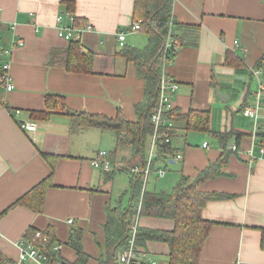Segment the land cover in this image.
I'll return each instance as SVG.
<instances>
[{"label": "crops", "instance_id": "crops-1", "mask_svg": "<svg viewBox=\"0 0 264 264\" xmlns=\"http://www.w3.org/2000/svg\"><path fill=\"white\" fill-rule=\"evenodd\" d=\"M64 1L74 2L71 14L79 24L92 25L80 39L83 51L92 53L91 73L70 71L63 65L69 43L57 35L56 17L66 11ZM133 3L0 0V62L9 64L12 84L10 90L4 84L0 86V261L4 264L16 261L18 242L26 239L29 229L51 231L55 242L61 244L60 257L69 263L76 258L66 244L71 227L81 230L82 249L89 257L86 264H98L104 254L106 209L116 205L112 204L115 172L123 170H115L106 179L90 161L99 150L115 149L117 161L128 159L130 148L116 147L109 129L78 125L73 113L113 118L119 110L126 119H135L133 107L142 99L144 81L133 64L119 55L122 47L117 40L118 32L124 31L125 45H143L138 36L141 30L130 28ZM172 17L176 49L165 64V73L178 82L172 99L174 108L182 113L190 108L210 111L211 104L219 99L214 87L226 93L227 101L234 100L231 114L252 107L256 81L250 68L264 57V0H173ZM63 22L69 23L68 16H63ZM228 56L240 64H226ZM48 94L59 95L66 109L54 110L49 119L42 120L32 114L47 109ZM259 114L261 128L264 101ZM242 116L225 117V125L221 124L219 131L243 133L238 143L234 138L228 141L227 150L232 144L240 150L251 147L253 120ZM21 121L33 122L35 129H23ZM179 130L183 128H175L171 155L155 162L150 174L164 181L165 188L160 190L172 188L181 175L194 179L222 154L219 145V149H204L206 139L199 147H186L189 131L179 140ZM177 153L182 155L180 159L175 158ZM232 153L222 169L224 174L207 179L199 187L229 197L210 200L200 210V216L211 226L198 264L264 263V155L253 148L257 159L249 164L246 154ZM159 167L165 170L161 177L156 173ZM44 179L39 211L24 204L13 205ZM107 182L111 186H106ZM137 224L156 229L173 227L170 219L148 216H140ZM144 250L154 264H167L166 243L149 241ZM150 262L140 260V264Z\"/></svg>", "mask_w": 264, "mask_h": 264}, {"label": "trees", "instance_id": "trees-1", "mask_svg": "<svg viewBox=\"0 0 264 264\" xmlns=\"http://www.w3.org/2000/svg\"><path fill=\"white\" fill-rule=\"evenodd\" d=\"M173 0H134L133 23H139V29L147 34V42L143 47L123 45L119 55L130 61L136 74L144 81L142 99L134 104L135 119L128 120L118 110L115 117L94 115L92 113H73L76 115L77 124L82 127H98L109 129L115 134L116 147L128 146L130 156L128 159L117 161L116 149L109 152V160L112 168L104 171L106 179H110L115 170H127L134 164L143 165L148 150V142L153 132L151 112L158 102L159 79L162 72L161 59L163 47L168 38V27L172 17ZM66 11L72 13L74 2L64 1ZM74 22L78 20L74 17ZM131 28V26H130ZM129 28V29H130ZM172 46L166 52L167 61L172 56L175 46V28L171 27ZM63 56V65L67 70L78 73L92 72V53L83 51L80 40H70ZM226 64L235 66L240 64L235 57L228 56ZM264 68V57L255 66ZM7 71L0 62V86L4 84L2 76ZM45 111H37L35 114L40 119L47 120L54 110H64L66 106L57 94H48L45 97ZM166 119L172 122L169 133L173 138L175 128L180 126L186 131L206 132L215 136L218 145L222 148V154L215 162L209 163L200 170L194 179L181 175L177 183L168 191H147L142 189V179L139 174H130V197L126 207L115 205L107 207L106 220L103 223L104 232V254L98 259V264H117L115 254L127 247L128 240L133 235L132 223L140 216L166 218L173 222L171 229H156L136 226L134 231L135 248L144 250L149 241L164 242L168 246L167 264H198V257L208 236L211 222L200 216V210L204 205L215 199L227 198L229 195L216 192H206L199 187L207 179L224 174L222 169L226 165L228 157L233 154L227 150V143L234 138L238 143L242 132L234 129L214 132L210 128V111L190 108L187 112H179L173 108L164 113ZM263 136V127L257 131ZM172 143V141H171ZM171 143L158 144L155 147L153 165L172 153ZM147 146V147H145ZM146 148V149H145ZM118 168V169H117ZM46 186L45 179L38 183L26 195L19 198L15 204H24L39 211L42 204V193ZM12 205V206H13ZM35 229L27 230V240L35 233ZM47 238L46 244H39L47 253L48 257L59 259L62 264H86L88 255L83 251L81 245V230L79 227H71L70 236L66 244L75 252V260L71 263L62 260L59 252L51 250L55 243L54 235L49 230L41 231ZM40 243V242H38ZM261 246L264 248V228L262 229ZM26 264V263H24Z\"/></svg>", "mask_w": 264, "mask_h": 264}, {"label": "built area", "instance_id": "built-area-1", "mask_svg": "<svg viewBox=\"0 0 264 264\" xmlns=\"http://www.w3.org/2000/svg\"><path fill=\"white\" fill-rule=\"evenodd\" d=\"M63 16H68L69 23L65 24L63 22ZM172 24L171 21L168 27V38L163 47V56L161 59V68L162 72L159 79V95L158 102L156 106L152 109L151 112V121L153 123V132L149 137L148 142V153L145 158L143 165L134 164L127 167L128 173L130 174H139L142 179V189L145 188L148 177L151 174L153 166V158L155 153V147L158 144L171 143L172 137L169 133L171 127L173 126L172 122L168 121L164 116V113L174 108L172 99L178 90V82L175 81L172 77L165 73V64L167 62L166 52L172 46L171 34H172ZM132 30L139 29V23H134L131 25ZM92 30V25L87 24H77L74 22V17L68 11L62 12L56 17V31L57 35L60 38H63L66 41L70 40H80L84 32H89ZM126 33L124 31H119L117 34V40L120 47L124 45ZM21 44V41L19 42ZM173 49H176V46H173ZM2 67L7 71L2 79L4 80V85L7 90L12 88L10 82V76L8 74L9 64H3ZM250 72L253 75V78L256 81V89L253 92L255 99L254 105L252 107L246 106L242 108L243 116L250 117L253 120V129L251 131L252 144L250 149L240 150L236 144L230 146V150L238 154H246L248 156V163L251 164L256 159V156L253 153V148L258 151L260 156L264 155V127H263V136H259L257 131L258 119L260 117L259 109L262 102L264 101V68L261 67H252ZM18 112V111H16ZM20 126L27 131H33L35 125L30 121H21ZM209 146L207 141L202 143V147L207 148ZM109 152L105 150H99L96 154V157L90 161L91 165L97 168H100L103 172L109 171L112 168L111 162L108 158ZM182 155L177 153L175 155L176 159H180ZM165 170L161 167L156 169L158 176H163ZM68 223H71L72 220L68 219ZM137 226V220L132 224L133 235L128 240L127 247L119 250L116 253V262L117 264H140V260L151 261L150 258H146V252L143 250H138L135 248L134 243V231ZM40 242V243H38ZM47 238L42 235L41 231L36 230L31 239H22L18 242V256L16 261L13 264H62L59 259L48 257L47 253L40 247L39 244H46ZM61 244L55 242L51 246V250L59 252ZM149 264H154L151 261ZM264 264V263H261Z\"/></svg>", "mask_w": 264, "mask_h": 264}, {"label": "rangeland", "instance_id": "rangeland-1", "mask_svg": "<svg viewBox=\"0 0 264 264\" xmlns=\"http://www.w3.org/2000/svg\"><path fill=\"white\" fill-rule=\"evenodd\" d=\"M138 36L143 39V41H142L143 45L140 46V47H143L146 44L147 34L144 31H139ZM233 104H234V100L232 98H229V101H227V102H222L219 99H217V102L211 104V107H210V128L212 131H214V132L219 131L220 127H222L221 126L222 123H223V125H225V123H224L225 117L229 118L233 115L234 116L235 115H240V116L243 115L242 109H240L241 111L233 110V112L231 114L230 111H232V105ZM247 119L251 120L250 117H247ZM234 120H236V118ZM243 120H246V118L245 119L243 118ZM229 122H230V119L228 120V124H229ZM111 133L115 139L114 132L111 131ZM177 134H178L177 139L183 140L182 136L185 135V132H183V130H179L177 132ZM186 137H187L186 147H191V148L199 147V144L201 143V141L203 139H206V141L209 144V147L211 146L212 149H219L215 136H213L210 133L189 131V132H187ZM145 147H147V146H145ZM246 157H247L246 160L248 161V156L246 155ZM119 158H120V156H119ZM172 168H174V166L171 167V170H172ZM169 172L170 171H168L167 173H169ZM119 173L120 174L115 172L116 176H115V181L113 184V194H114L113 199L114 200H112V204H114V202H115L116 205H119V206H122L125 208L126 205L128 204L129 197H130V188L128 187L130 177L126 171L119 172ZM171 175L172 174L168 175L167 178L170 177ZM164 179L166 180V178H164ZM106 186H111L110 182H107ZM163 188H165V186H164V181L161 178L155 179L152 175H149L148 183L146 185L147 191H153V190L159 191L160 189H163ZM170 188H171V186L166 187L165 190H170Z\"/></svg>", "mask_w": 264, "mask_h": 264}, {"label": "water", "instance_id": "water-1", "mask_svg": "<svg viewBox=\"0 0 264 264\" xmlns=\"http://www.w3.org/2000/svg\"><path fill=\"white\" fill-rule=\"evenodd\" d=\"M214 92L215 95L223 102H227L228 98L226 93L220 92L217 87H214ZM0 264H4L3 262L0 261Z\"/></svg>", "mask_w": 264, "mask_h": 264}]
</instances>
